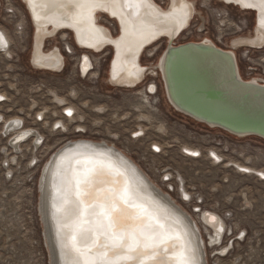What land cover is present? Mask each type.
<instances>
[{
    "label": "rangeland",
    "instance_id": "obj_1",
    "mask_svg": "<svg viewBox=\"0 0 264 264\" xmlns=\"http://www.w3.org/2000/svg\"><path fill=\"white\" fill-rule=\"evenodd\" d=\"M156 3L163 6L159 1ZM196 7L205 18L203 22L205 25L204 33H207V37L221 49L226 50L227 42L231 38L248 33L252 28L253 16L249 12L240 11L235 7L224 8L222 5L217 4L215 0H209L207 3H205V0H197ZM7 10H12L14 14H6ZM100 17H102L103 23L106 21L105 25L110 28L115 36L116 29L113 23L107 20L106 17ZM18 22L21 24L25 23V32L29 33L30 37L29 21L19 1L2 0L0 28L6 30L8 35L10 34L17 47L19 44L14 32ZM197 25L198 18H194L189 27L190 29L184 32L175 43L199 41L202 35L196 34ZM199 26H201V23ZM220 35L222 40L218 41ZM23 40L25 39L23 38ZM28 42L29 40L27 44ZM157 46L158 52L153 59L147 58V51L143 54L142 65L154 63L158 59L165 47L164 42H159ZM21 47H24V43L17 48L19 55L17 68L25 70L24 75H28L27 53H23ZM263 57L264 50L260 52L246 50L238 52V63L242 79L264 77ZM104 58L103 54H101L96 60L99 63V68L97 69V72L99 71V79H88L82 83L86 88L85 92L88 91L89 94H80L76 100L81 113L88 120L90 139L96 141L104 139L115 143L128 155L132 156L144 172L163 189L167 188L168 185L164 187L159 181L161 168H168L170 169L169 172L180 173L189 188H197L204 200L203 207L225 218L227 232L224 236L223 244L226 235L231 232L233 234H236L239 230L246 232L245 240L243 242L235 241L232 251L226 257L220 258L214 255V251L217 249L208 247L206 249L208 264H264V181H259L252 176L253 174L241 175L234 170L235 167H231V163H236L264 171V141L255 137L236 139L227 135L224 136L219 131H210L204 125L175 113L167 105L160 80L155 76L150 77V80L157 84L158 95L149 97L158 112H153L154 116L151 121L140 117V114L148 115V108L142 106L139 100L143 91L140 90L137 94L132 91L113 89L105 85L103 79L106 75L110 57L107 63H103ZM250 67L258 70L257 75L249 77L248 69ZM32 75L37 77L36 74ZM57 79L63 82L65 76ZM6 83L0 77V85L6 87ZM68 87L72 89L71 84ZM90 92L92 95H90ZM104 98L113 99L117 103V111L111 110L112 112L109 111L107 114L99 116L92 112V107L107 105ZM156 99H158L157 106L155 104ZM84 104L88 105V107L84 108ZM137 106L139 109H137ZM110 109L114 110L115 107L112 105ZM143 109H146V112ZM97 110H102V108L98 107ZM111 119L115 125L111 124ZM140 121L144 122L151 137H157L176 147L184 143L202 145V142L207 139L208 142H212V140L219 137L227 140L234 149L233 152H230V158L227 161V166L230 167H213L205 160L193 161L181 158L175 147L169 149L162 157H141L142 155L139 151L141 146L138 143L128 142L126 139L127 131L132 126L138 125ZM157 125H162L165 129L159 131ZM112 137L117 138V140H113ZM23 157L24 159H22L26 160L29 154L25 151ZM3 160L0 155V264H50V254L47 250L44 228L38 210L37 177L39 167L30 170L26 165V161H23L18 166L13 167L15 179L7 181L4 178L6 170L3 168ZM181 175H179L180 181L184 183ZM169 185L172 186V183ZM174 192L175 188L173 187L171 194L173 199L181 204L187 212L191 213L193 206L183 204ZM194 218L198 220V215L195 214Z\"/></svg>",
    "mask_w": 264,
    "mask_h": 264
},
{
    "label": "bare ground",
    "instance_id": "obj_2",
    "mask_svg": "<svg viewBox=\"0 0 264 264\" xmlns=\"http://www.w3.org/2000/svg\"><path fill=\"white\" fill-rule=\"evenodd\" d=\"M18 1L24 8L30 27V37L28 33L26 40V44L29 40L27 44L28 48L25 51L27 53L28 65L35 69H43L45 67L50 68L52 71L60 70L63 66L64 58L58 45L67 37H70L71 41L75 42L80 48L94 51L95 53H92H94L93 57L95 60H97L98 54L109 53L108 68L103 81L111 87L127 88L129 89L128 91L141 86L142 88L139 89L143 93L140 95L139 100L142 106L148 108V115L140 114V117H144L148 121L153 119L156 111L158 112V109L152 104L151 98L147 93L148 85H150V92L154 93V91H157L156 83L150 80V77L155 76L159 78L164 99L168 106L169 104L165 97L160 74L162 52L154 63L147 65H142L141 63L143 54L147 51V58L153 59L158 52L157 44L162 41L165 47L171 43L172 45H177L175 42L178 41L184 32L190 29L189 27L194 18H198L196 28L201 23L196 34L202 35V37L197 42L212 43L217 46L214 41L207 37V33H204L205 29L203 30V27L205 28V25L203 22L205 18L196 7L197 0H130V2H133V7H135L134 12L125 11L121 0ZM155 1L161 2L163 6L157 4ZM208 1L205 0V3ZM215 2L225 7H235L240 11L250 12L253 16L251 30L248 33L237 35L227 42L226 50L232 52L235 56L239 75L242 79L238 63V52L242 50L251 52L264 50V5L260 3V0H215ZM245 4H254L255 7H246ZM1 7L2 0H0V9ZM247 8L256 9V14L248 11ZM6 14L14 13L12 10H7ZM100 16L106 17L107 20L113 23L116 29L115 36L110 28L105 25L106 21L105 23L102 22L103 20ZM61 21L67 22V26L59 27L55 25L56 23H61ZM17 26L23 28L25 27V23L21 24L18 22L14 32L15 38L18 41H22L23 34L22 32H18ZM0 35L3 36L4 45H6L0 46V49L12 44L13 39L10 34L8 35L6 30L0 28ZM218 39V41L222 40L221 35ZM110 45L113 46L114 50H112ZM10 53V51L6 52V54ZM112 59L113 64L111 66ZM90 62L91 66H94L92 59L86 56L83 67L84 71L90 67ZM90 74L94 76L96 72L92 71ZM244 81L263 85L264 77H253ZM55 99L58 102L62 101L58 96H55ZM98 107L102 108V110H97ZM137 109H139L138 106ZM133 111L137 112L136 110ZM143 111L146 112V109H143ZM93 112L102 115L104 114V107L101 105L94 106ZM157 126L159 131L165 129L162 125ZM213 130L222 132L218 129ZM26 136L27 134L22 135L23 138ZM227 136L233 137L228 134ZM87 154H103L112 164L121 171L126 172L133 182L139 184L145 197L150 198L168 216L177 221L182 229L188 233V239L192 247L197 250L198 264H208L206 253L208 247L216 248L217 250L214 251V255L223 258L230 249H233L235 241L243 242L245 240L244 236L246 232L244 231L239 237L240 241L235 239L229 242L231 241L230 238L229 241L223 244L224 236L227 232L225 218L210 210L199 209L196 205L193 206L196 207L195 211L192 210V207L191 213L187 212L171 196L173 192V187L169 185L171 182L165 184L168 186L163 189L131 157L120 151L110 140L101 139L95 141L83 139L70 142L55 151L53 156L47 158L42 164L37 177L38 210L44 228L47 250L50 254V262L48 261L50 264H64L59 240L56 235V221L54 220V209L52 207L54 191L53 174L59 173L55 180V183L59 185L64 177V173L72 167L73 161ZM12 158L14 159V157ZM232 166L241 169L243 175L253 174L252 176L258 178L257 175L260 174L264 177V171L262 170L241 166L236 163H231ZM229 167L225 166V168ZM167 175L169 176V174ZM179 185L177 189L178 199L184 204V202L190 200L191 195L183 187V181H180V177ZM245 202L248 203L247 201ZM195 214L198 215V220L194 218ZM240 232L239 230L235 235L233 232L230 234L236 236Z\"/></svg>",
    "mask_w": 264,
    "mask_h": 264
},
{
    "label": "built area",
    "instance_id": "obj_3",
    "mask_svg": "<svg viewBox=\"0 0 264 264\" xmlns=\"http://www.w3.org/2000/svg\"><path fill=\"white\" fill-rule=\"evenodd\" d=\"M204 29L205 28L203 27V30ZM17 30L20 33L22 32L25 40L18 41L16 39L19 44L18 47L13 41L8 47L0 49V77L7 82L6 87L0 85V155L4 159L2 164L3 168L6 170L4 178L7 181L15 179L13 167L18 166L21 162L26 161V165L30 170L38 167L40 170V167L45 160L49 157L51 158L54 152L59 148L64 147L70 142L90 139L88 120L83 116V113H81L76 100L79 98L80 94H89L88 91L85 92L86 88L82 83L86 82L88 79H99V71L97 72L99 63L98 61L96 62L93 57L95 52L80 48L75 42L71 41L70 37L62 40L61 44L58 45L64 58V63L60 70H38L27 64V70L29 73L28 75H24L26 71L17 68V64L19 63L17 48L24 43V47H21L22 52L24 53L27 50L28 46L26 45V40L28 33L25 32V27L20 28V26H17ZM198 30L199 27L195 30L196 33ZM7 51H10L11 53L6 54ZM101 54L105 57L103 63H107L109 53ZM101 54H98V56ZM86 56L92 59L94 66H91L90 62V67L84 71L83 67ZM10 66L13 67L11 68ZM249 69V77L257 75L258 70L256 68L250 67ZM92 71L96 72L94 76L90 74ZM32 74H36L37 77H34ZM46 76L49 77L46 78ZM64 76L65 79L63 82H60L59 79H57L58 77L64 78ZM70 84L72 89L68 87ZM107 86L118 90H129L127 88ZM139 88L142 87L140 86ZM139 88L130 90L138 93L140 90ZM149 88L150 85H148L147 89V93L150 97H153L155 93L156 96L158 95V91L152 93L149 91ZM90 95H92L91 92ZM55 96L61 98L62 101H56ZM110 98H104L106 99L105 101L107 102V105H101L104 107V114L99 116H103L111 110L117 111V103ZM157 102L158 99H156V106ZM112 105L115 107L114 110L110 109V106ZM83 107L87 108L88 105L84 104ZM69 112L71 115H69ZM110 122L112 125H115L112 119ZM205 128L207 127L205 126ZM207 129L210 131L213 130L210 128ZM220 133L225 136V132L222 131ZM23 134H27V136L23 138ZM126 139L128 142L135 144L138 143L141 146V150L139 148V151L143 158L162 157L169 149L175 147L181 158L193 161L205 160L213 167L225 168L227 161L230 158V152L234 151L229 142L220 137L212 140V142H208L207 139L205 140L206 142H202V145H199L198 143H196L197 145L195 143H184L178 147L169 145L157 137H151L143 121H140L138 125L132 126L129 131H127ZM113 140L116 141L117 138H113ZM115 146L119 148L120 151H123L124 154L128 155V153L120 147L117 145ZM25 151L29 154V157L28 159L23 160ZM128 156L132 158V156ZM12 157H14V159ZM132 160L138 164L133 158ZM140 168L142 169L141 166ZM234 169L237 173L243 175L241 169ZM160 171V183L165 187V184L171 182L172 186L175 188L174 193L178 196L177 198H179L177 189L178 186H180L179 175L181 174L175 171L169 172L170 169L168 168H161ZM167 174H169V176ZM181 177L183 178L182 175ZM257 177L259 181H264V177L260 174H258ZM183 180V187L191 194L190 200L183 202L186 205H196L199 209H205L203 207L204 200L200 196L197 188H189L184 178ZM195 209L196 207L192 208L193 211H195ZM243 232H240L233 237L232 234L226 235L224 244L230 240V237L232 238L229 242H232L235 239L240 241L241 239L239 237ZM244 237H246V235ZM231 251L232 249H230L224 257L228 256Z\"/></svg>",
    "mask_w": 264,
    "mask_h": 264
},
{
    "label": "snow or ice",
    "instance_id": "obj_4",
    "mask_svg": "<svg viewBox=\"0 0 264 264\" xmlns=\"http://www.w3.org/2000/svg\"><path fill=\"white\" fill-rule=\"evenodd\" d=\"M58 175L52 207L64 264H198L188 233L103 154L76 158L59 185Z\"/></svg>",
    "mask_w": 264,
    "mask_h": 264
},
{
    "label": "water",
    "instance_id": "obj_5",
    "mask_svg": "<svg viewBox=\"0 0 264 264\" xmlns=\"http://www.w3.org/2000/svg\"><path fill=\"white\" fill-rule=\"evenodd\" d=\"M121 1L125 11H135L133 2L127 0L131 5L127 7L126 0ZM247 10L256 14V9ZM66 23L55 25L65 27ZM160 60L165 97L175 113L235 138L264 141V84L242 80L232 52L212 43H171Z\"/></svg>",
    "mask_w": 264,
    "mask_h": 264
},
{
    "label": "flooded vegetation",
    "instance_id": "obj_6",
    "mask_svg": "<svg viewBox=\"0 0 264 264\" xmlns=\"http://www.w3.org/2000/svg\"><path fill=\"white\" fill-rule=\"evenodd\" d=\"M223 6V5H222ZM224 8H226L225 6H223ZM250 13V12H249ZM29 32H30V29H29ZM155 90H156V88H155ZM187 193V192H186ZM201 211V210H200Z\"/></svg>",
    "mask_w": 264,
    "mask_h": 264
}]
</instances>
